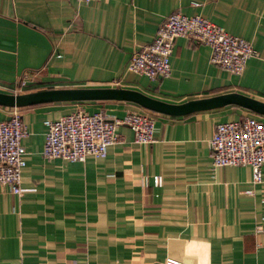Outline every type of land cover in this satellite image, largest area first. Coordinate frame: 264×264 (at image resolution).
<instances>
[{
  "label": "crops",
  "instance_id": "0c3cea01",
  "mask_svg": "<svg viewBox=\"0 0 264 264\" xmlns=\"http://www.w3.org/2000/svg\"><path fill=\"white\" fill-rule=\"evenodd\" d=\"M193 1L199 5H193ZM200 14L251 42L241 74L210 63V48L173 41L170 73L125 71L171 12ZM119 86L181 103L228 92L264 100V0H0V91ZM25 125L20 192L0 184V264H264L263 181L248 165L213 166L208 139L220 121L264 115L239 105L184 115L125 100L17 107ZM81 108L154 119L150 143L121 124L104 157L44 158L46 118ZM12 107L0 105V119ZM159 174L161 185L145 178Z\"/></svg>",
  "mask_w": 264,
  "mask_h": 264
},
{
  "label": "built area",
  "instance_id": "2783aa9c",
  "mask_svg": "<svg viewBox=\"0 0 264 264\" xmlns=\"http://www.w3.org/2000/svg\"><path fill=\"white\" fill-rule=\"evenodd\" d=\"M91 1V0H75ZM193 5L199 2L193 1ZM185 36L209 46V61L233 74H241L248 58L257 55L251 42L226 31L200 14L187 15L180 11L169 13L156 28L153 39L132 51L125 71L144 74L153 79L170 73L169 57L173 41ZM41 154L44 158L83 161L87 155L102 158L108 146L119 138L116 128L130 127L134 141H154V119L146 112L129 111L122 117H111L103 111L87 112L81 108L56 118H46ZM25 125L17 107H12L8 119H0V184L8 185L13 193L20 192L21 169L26 165L25 148L21 138ZM213 166L248 165L252 182L263 181L264 122L245 115L234 120L220 121L208 139ZM161 185L162 177L152 175L144 184ZM263 236L264 228L256 225ZM168 264H180L168 260Z\"/></svg>",
  "mask_w": 264,
  "mask_h": 264
},
{
  "label": "water",
  "instance_id": "95a60500",
  "mask_svg": "<svg viewBox=\"0 0 264 264\" xmlns=\"http://www.w3.org/2000/svg\"><path fill=\"white\" fill-rule=\"evenodd\" d=\"M82 100H125L144 108L169 115H184L198 110L211 109L228 104L239 105L257 114L264 115V100L239 92L189 99L181 103H171L147 95L139 90L119 86L105 87H51L8 93L0 91V105L10 107L29 106L59 101ZM9 117H7L8 119Z\"/></svg>",
  "mask_w": 264,
  "mask_h": 264
}]
</instances>
